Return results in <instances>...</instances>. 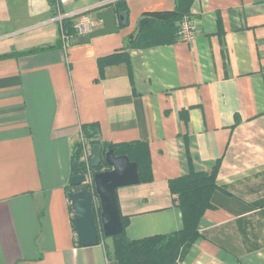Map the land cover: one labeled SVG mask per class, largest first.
Masks as SVG:
<instances>
[{"label": "crops", "instance_id": "crops-1", "mask_svg": "<svg viewBox=\"0 0 264 264\" xmlns=\"http://www.w3.org/2000/svg\"><path fill=\"white\" fill-rule=\"evenodd\" d=\"M122 1L127 25L64 48L50 0H0V264H121L112 236L78 246L72 225V148L93 122L102 142L146 146L147 180L116 189L128 239L182 230L191 207L170 183L215 166L176 264H264V0ZM180 3L192 40L168 22L136 41L142 13Z\"/></svg>", "mask_w": 264, "mask_h": 264}, {"label": "trees", "instance_id": "trees-1", "mask_svg": "<svg viewBox=\"0 0 264 264\" xmlns=\"http://www.w3.org/2000/svg\"><path fill=\"white\" fill-rule=\"evenodd\" d=\"M49 4L50 9L54 14V0H50ZM112 9L117 16L122 15L123 17L120 22V26L127 25L128 10L126 4L122 0H117L114 3ZM96 11L97 10L95 8H92L84 12L89 14ZM183 14H185V12L182 8V3H180V9L177 6V8L171 11H147L142 13L140 19L138 20L137 32L134 36L136 37V41L137 38H140L139 42L145 44L146 41L142 39L141 35H145L144 33H147V29L150 26L160 28L157 24L161 23H172L174 25V31H172V33L175 34L177 31V26L175 24L176 22L174 21L179 20ZM72 17H65L62 20V25L67 29L68 34L73 33L71 29ZM51 46L52 45L40 46L35 49L26 50L25 53L35 50H43ZM81 138L82 141H87L91 146L93 144H100L101 157L108 148H112L115 155H128L129 159L135 161L137 164L140 181L147 180L143 173L145 168L147 171H149L148 163H145L143 161V156L138 154L139 150H141L143 154L146 150V146L143 143L138 141L120 144L102 142L99 139V125L95 122L83 124L81 126ZM82 141L79 140L75 142L72 148V159L76 160L77 162L78 172L81 171L82 166V162L80 161V154L83 148ZM102 167H105V165L100 164L95 168V170L99 171L102 169ZM215 174L216 167L214 166L207 172H192L188 175L175 179L170 183V188L173 190V192L177 193L179 198L182 197L180 204H187L191 207L188 211L189 215H186V217L183 219L184 228L172 235H167L164 237L155 236L141 240H130L125 236L124 233L126 219L124 216H121L123 229L120 234L112 236L115 242L114 250L117 258L119 261H121V264H176L178 256L181 255V253L185 251L187 247H189L192 239L196 235L195 226L200 215L204 209L211 207L208 199L210 194L217 188L215 185ZM69 188H72V186L70 185ZM70 206L72 208V205ZM92 211L94 216L98 218L100 211L99 202L96 205L92 203ZM103 237L104 236H100V238Z\"/></svg>", "mask_w": 264, "mask_h": 264}, {"label": "water", "instance_id": "water-1", "mask_svg": "<svg viewBox=\"0 0 264 264\" xmlns=\"http://www.w3.org/2000/svg\"><path fill=\"white\" fill-rule=\"evenodd\" d=\"M95 17L102 22V25L87 34L76 36L73 40L75 44L86 43L93 37L116 32L117 17L118 20L123 18L122 15L117 16L112 8L97 10ZM100 164H104L105 168L95 170L92 192L82 184L85 176L78 172L76 160L72 161L73 174L69 183L74 189L69 191L67 196L73 208V229L78 246L96 245L100 236L110 237L121 233L123 227L116 189L139 182L137 164L130 160L128 155H115L113 149L108 148L101 157V145L93 144L90 165L96 168ZM94 195L100 206L98 218L92 211Z\"/></svg>", "mask_w": 264, "mask_h": 264}, {"label": "built area", "instance_id": "built-area-1", "mask_svg": "<svg viewBox=\"0 0 264 264\" xmlns=\"http://www.w3.org/2000/svg\"><path fill=\"white\" fill-rule=\"evenodd\" d=\"M69 0H54V12L56 14V20L59 22V39L61 45L65 48L76 36L87 34L89 31L100 26V20L95 17V15L86 14L82 12L81 14L68 16L67 14H62L61 6L67 3ZM108 1L100 2L98 6L106 5ZM65 17H72L71 29L72 34H68L67 29L62 25V20ZM179 34L181 39L190 40L194 35V25L191 20L187 17H183L179 24ZM83 154L81 156V172L85 176V181L82 183L84 187L91 190L93 187V175L89 173L88 170L91 169L90 165V151L89 146H84L82 148Z\"/></svg>", "mask_w": 264, "mask_h": 264}, {"label": "rangeland", "instance_id": "rangeland-1", "mask_svg": "<svg viewBox=\"0 0 264 264\" xmlns=\"http://www.w3.org/2000/svg\"><path fill=\"white\" fill-rule=\"evenodd\" d=\"M107 5V4H106ZM104 7V6H103ZM27 8V7H26ZM29 12V9H27L26 10V13H28ZM87 14V13H86ZM183 17H187L189 20H191V22H192V24L194 25V35H195V31H196V24H195V22H194V20H193V18L189 15V14H187V13H185V14H183L182 16H181V18L179 19V20H177V22H176V26H177V36L181 39V37H180V34H179V24H180V22H181V20L183 19ZM33 32H35V34H38L37 33V31H33ZM29 33H32V31L31 32H29ZM194 35H193V38H194ZM192 38V39H193ZM192 39H190V40H192ZM182 41H190V40H183V39H181ZM80 141H82V138L80 139ZM82 147H84V146H89L90 148H91V145L86 141H82ZM90 153H91V151H90ZM82 154H83V151L81 152V154H80V161H81V156H82ZM91 167V166H90ZM89 171V173H91L92 175L94 174V172H95V168H93V167H91V169L90 170H88ZM90 191H94V183H93V187H92V189L90 190ZM92 203L93 204H97L98 203V200H97V197L94 195V197H93V201H92ZM102 237V236H101Z\"/></svg>", "mask_w": 264, "mask_h": 264}, {"label": "flooded vegetation", "instance_id": "flooded-vegetation-1", "mask_svg": "<svg viewBox=\"0 0 264 264\" xmlns=\"http://www.w3.org/2000/svg\"><path fill=\"white\" fill-rule=\"evenodd\" d=\"M79 172H81V171H79ZM74 189V188H73Z\"/></svg>", "mask_w": 264, "mask_h": 264}]
</instances>
